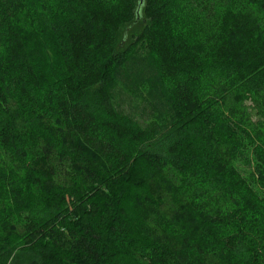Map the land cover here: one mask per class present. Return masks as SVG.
<instances>
[{"label":"trees","instance_id":"1","mask_svg":"<svg viewBox=\"0 0 264 264\" xmlns=\"http://www.w3.org/2000/svg\"><path fill=\"white\" fill-rule=\"evenodd\" d=\"M244 2L0 0V264H264V119L225 100L264 103Z\"/></svg>","mask_w":264,"mask_h":264},{"label":"rangeland","instance_id":"2","mask_svg":"<svg viewBox=\"0 0 264 264\" xmlns=\"http://www.w3.org/2000/svg\"><path fill=\"white\" fill-rule=\"evenodd\" d=\"M198 4H192V3H186L181 5L182 7V13L186 14L188 20L191 21V19L199 20L200 22H214L216 18H218L219 14L223 13L224 11H232V10H238L240 9L242 16L246 17V20L250 19H256L257 15H254L255 11L251 7V5L247 2H244L245 0H197ZM191 2V0H190ZM138 30V27L132 28L128 31V39L125 42V46H127L131 40L133 39V34L135 31ZM126 32V28L122 30L120 33L118 39L123 37V34ZM221 87V84L220 86ZM226 106L230 107L231 110L235 111L236 116L239 115H246L249 120L253 124H259L261 121H263V109H264V103L262 100V97L259 95L256 96H247V95H241V94H230L226 96ZM246 124L249 122H245ZM253 145L249 146V149H252ZM241 161V160H240ZM241 166H244V163H239ZM74 175L73 173L69 172L67 174V178H72ZM160 180V184H162L161 176L158 175L157 177L153 178L156 185L155 191L151 188V192H162L161 190H158V181ZM89 181L88 179L86 180ZM159 185V186H161ZM145 191H148L144 189Z\"/></svg>","mask_w":264,"mask_h":264}]
</instances>
